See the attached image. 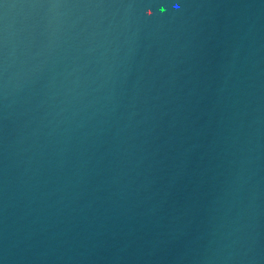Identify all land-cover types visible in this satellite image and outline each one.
I'll list each match as a JSON object with an SVG mask.
<instances>
[{"label": "water", "instance_id": "1", "mask_svg": "<svg viewBox=\"0 0 264 264\" xmlns=\"http://www.w3.org/2000/svg\"><path fill=\"white\" fill-rule=\"evenodd\" d=\"M0 264H264V0H0Z\"/></svg>", "mask_w": 264, "mask_h": 264}]
</instances>
